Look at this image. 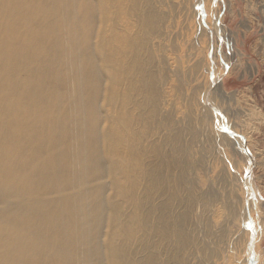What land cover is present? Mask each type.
I'll return each mask as SVG.
<instances>
[{"label": "bare ground", "instance_id": "bare-ground-1", "mask_svg": "<svg viewBox=\"0 0 264 264\" xmlns=\"http://www.w3.org/2000/svg\"><path fill=\"white\" fill-rule=\"evenodd\" d=\"M158 1L0 0V264H211L165 148Z\"/></svg>", "mask_w": 264, "mask_h": 264}, {"label": "rangeland", "instance_id": "rangeland-1", "mask_svg": "<svg viewBox=\"0 0 264 264\" xmlns=\"http://www.w3.org/2000/svg\"><path fill=\"white\" fill-rule=\"evenodd\" d=\"M158 6L170 32L163 52L157 53L168 64L163 91L183 95L182 101L173 98L176 114L163 120L162 131L174 172L185 181L191 249L211 264H261L264 0H159ZM231 66V88L222 85L229 94L220 105L217 93L213 100L208 92L215 81L220 84L221 76L225 80L223 73ZM222 136L242 147L235 149L238 166ZM250 203L254 209L249 224L243 214Z\"/></svg>", "mask_w": 264, "mask_h": 264}, {"label": "water", "instance_id": "water-1", "mask_svg": "<svg viewBox=\"0 0 264 264\" xmlns=\"http://www.w3.org/2000/svg\"><path fill=\"white\" fill-rule=\"evenodd\" d=\"M218 83H219V80L215 81V82L213 83L212 89H214V88L217 86ZM210 92H211V91H210ZM210 92L208 93L209 95H210ZM207 101H208V98H207ZM208 103H210V102L208 101ZM238 136H240V137L243 138L244 140L246 139L243 135H238ZM251 173H252V171H251ZM251 173H250V175H251ZM253 238H254V241H255V240H256V233H255L254 229H253ZM253 250H254V248H253V246H252V247H251V252H250V253H253Z\"/></svg>", "mask_w": 264, "mask_h": 264}, {"label": "crops", "instance_id": "crops-1", "mask_svg": "<svg viewBox=\"0 0 264 264\" xmlns=\"http://www.w3.org/2000/svg\"><path fill=\"white\" fill-rule=\"evenodd\" d=\"M233 68V66H231V72H230V69H229V67L227 68V71L225 72L226 74V78H224L225 80H223V83H224V85L227 83L228 84V89L229 88H231V82L229 83V78L231 77V74H232V69Z\"/></svg>", "mask_w": 264, "mask_h": 264}]
</instances>
